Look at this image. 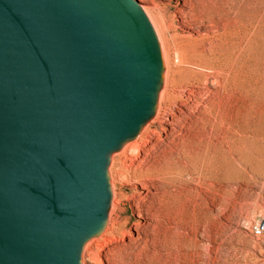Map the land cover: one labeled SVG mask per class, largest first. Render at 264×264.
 <instances>
[{"label":"water","instance_id":"obj_1","mask_svg":"<svg viewBox=\"0 0 264 264\" xmlns=\"http://www.w3.org/2000/svg\"><path fill=\"white\" fill-rule=\"evenodd\" d=\"M155 76L129 0H0V264H77Z\"/></svg>","mask_w":264,"mask_h":264},{"label":"bare ground","instance_id":"obj_2","mask_svg":"<svg viewBox=\"0 0 264 264\" xmlns=\"http://www.w3.org/2000/svg\"><path fill=\"white\" fill-rule=\"evenodd\" d=\"M129 1L156 76L149 108L106 155L103 221L81 237L77 264H173L171 256L210 250L211 222L226 217L231 188L242 192L247 153L260 143V92L252 87L247 101L242 79L259 50L264 0H182L172 14L154 0ZM233 99L249 108L237 121L228 119ZM186 216L192 233L183 232Z\"/></svg>","mask_w":264,"mask_h":264},{"label":"rangeland","instance_id":"obj_3","mask_svg":"<svg viewBox=\"0 0 264 264\" xmlns=\"http://www.w3.org/2000/svg\"><path fill=\"white\" fill-rule=\"evenodd\" d=\"M139 5L144 4L137 0ZM153 1V0H151ZM160 9L166 10L168 14L175 13L177 8H183L182 0H154ZM219 3V2H217ZM144 5L150 6V3ZM264 11V1L262 3ZM186 31V30H185ZM188 32V31H187ZM264 29L259 42V50L253 54V60L246 66V74L242 79L243 90L247 96V101L252 97V91L257 89L260 92L261 102L260 112V143L258 152L254 155L252 148L247 153V168L243 174L244 184L242 192L238 195L236 189L231 188V197L227 204L226 217H218L211 222L209 233H212V247L210 250L203 247L193 253L183 252L177 257L169 258L173 264H264V233L257 234L254 227L259 221H264ZM258 72V81H254V74ZM250 72V73H249ZM252 72L253 78H252ZM260 75V76H259ZM183 76L178 75V79ZM258 83V84H257ZM258 85V86H257ZM252 87L254 89H252ZM247 89V90H246ZM247 92V93H246ZM251 93V94H249ZM228 119H238L239 111L245 113L249 108L242 110L238 108L236 99L230 102ZM242 107L244 105L242 104ZM245 119V117H243ZM131 192L130 187H125ZM235 194V195H234ZM215 212L218 213L217 207ZM129 213L128 215H130ZM138 219H133V222ZM189 217H185L184 233H192V228L188 225ZM204 220L199 219L197 226L199 232L203 233ZM188 225V226H187ZM135 235V232H132ZM201 240H203L200 237ZM173 237L167 235L166 241L171 242ZM198 253V254H197ZM86 258L85 264H97ZM102 264H106L103 260Z\"/></svg>","mask_w":264,"mask_h":264},{"label":"built area","instance_id":"obj_4","mask_svg":"<svg viewBox=\"0 0 264 264\" xmlns=\"http://www.w3.org/2000/svg\"><path fill=\"white\" fill-rule=\"evenodd\" d=\"M254 230L259 235L264 233V221H259L258 224L254 227Z\"/></svg>","mask_w":264,"mask_h":264}]
</instances>
